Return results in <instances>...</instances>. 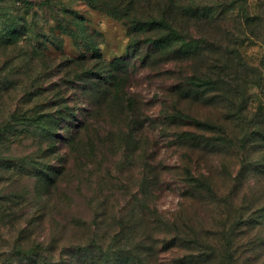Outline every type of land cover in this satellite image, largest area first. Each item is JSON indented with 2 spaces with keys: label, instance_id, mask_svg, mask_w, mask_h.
<instances>
[{
  "label": "rangeland",
  "instance_id": "374dc122",
  "mask_svg": "<svg viewBox=\"0 0 264 264\" xmlns=\"http://www.w3.org/2000/svg\"><path fill=\"white\" fill-rule=\"evenodd\" d=\"M0 264H264V0H0Z\"/></svg>",
  "mask_w": 264,
  "mask_h": 264
},
{
  "label": "trees",
  "instance_id": "16d2710c",
  "mask_svg": "<svg viewBox=\"0 0 264 264\" xmlns=\"http://www.w3.org/2000/svg\"><path fill=\"white\" fill-rule=\"evenodd\" d=\"M48 2V0H45ZM197 10H193L195 12ZM109 13L114 14L115 16H119V14L123 15V17H126L129 21H133L137 23L138 20L134 21V16H131L128 14L127 9L125 7H120L117 11H110ZM193 15H196L193 13ZM149 27H151L152 30L157 29H163V27H166L168 29L169 34H163V36L160 34L159 36L151 39L153 42V45L156 46V48L160 47L161 45H165L170 41V37H173L174 39L177 37V34L175 32V29L165 20H156L155 18H149ZM183 47L189 46L190 42H182ZM196 46V45H195ZM90 73V72H89ZM189 85H191L188 89L191 91L193 89H198L200 87H206L208 85L215 84L214 81H212L209 77H200L198 75H192L188 79ZM241 114V113H238ZM37 117V118H36ZM35 119L37 120H43L46 117H50L53 120L54 125L56 126L60 119L64 117L62 112L59 110L56 113L53 112H42L41 114L36 115ZM236 117H239L238 115ZM56 133V132H55Z\"/></svg>",
  "mask_w": 264,
  "mask_h": 264
}]
</instances>
